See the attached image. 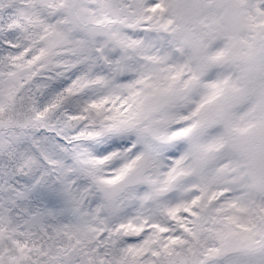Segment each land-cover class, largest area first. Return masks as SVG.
I'll return each instance as SVG.
<instances>
[{
    "label": "snow or ice",
    "instance_id": "6c2138e0",
    "mask_svg": "<svg viewBox=\"0 0 264 264\" xmlns=\"http://www.w3.org/2000/svg\"><path fill=\"white\" fill-rule=\"evenodd\" d=\"M0 264H264V0H0Z\"/></svg>",
    "mask_w": 264,
    "mask_h": 264
}]
</instances>
